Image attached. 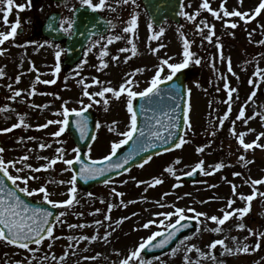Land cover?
Here are the masks:
<instances>
[{
  "label": "rangeland",
  "instance_id": "374dc122",
  "mask_svg": "<svg viewBox=\"0 0 264 264\" xmlns=\"http://www.w3.org/2000/svg\"><path fill=\"white\" fill-rule=\"evenodd\" d=\"M82 3L111 29L75 68H59L65 52L41 23L59 11L70 33ZM181 17L155 27L141 0H0V165L59 209L37 244L13 247L0 233V264H264V0H184ZM185 64L200 77L188 82L180 148L81 191L67 111L97 109L88 157H102L131 133L133 94ZM196 166L197 182L180 179ZM184 218L197 220L193 232L165 254L141 253L144 240Z\"/></svg>",
  "mask_w": 264,
  "mask_h": 264
},
{
  "label": "water",
  "instance_id": "95a60500",
  "mask_svg": "<svg viewBox=\"0 0 264 264\" xmlns=\"http://www.w3.org/2000/svg\"><path fill=\"white\" fill-rule=\"evenodd\" d=\"M143 1L150 13L151 19L156 25L161 24L166 18L180 21L179 10L182 0ZM105 23V20L100 18L92 8H78L76 10L73 26L74 34L66 41V49L69 58L73 61L72 63L77 62L81 58L83 48L92 36L106 31L107 24ZM50 25L49 34L51 36L55 37V39L66 38L61 30L57 28L58 19H54ZM198 75L199 73L196 67L192 66L182 69L180 73L170 81L172 83H178L184 95V101L181 102L180 108L181 118L179 119L177 127L178 133L173 140L171 136H164L168 140L158 142L161 136H156V133L141 132V123L144 115L141 112L140 106L144 103L145 97L139 96L133 102L136 115L135 132L131 139L125 144L124 148L120 152L114 154L115 156H112L111 161L107 158L106 160L93 164L87 161L85 157L87 149L96 132V125L98 122L96 111L92 107H89V109L85 111V115L79 116L78 118L76 116L79 114L71 113L68 118L66 130L76 141L78 149L81 152L78 162L85 161L86 159L83 165L78 167L77 163H73L75 181L80 184L81 188L90 191L97 182H104L120 174L124 170H128L136 165H141L155 154L176 148L180 143L184 130L186 112L185 101L187 97L186 83L189 79H193ZM158 112L161 116L163 115V110H159ZM140 150L144 152H140ZM128 158L130 159L125 165L123 160ZM89 166L91 170H88V168L90 169ZM11 190L14 191V196L12 198L10 195ZM25 205L35 209L38 216L34 215V212L30 208L25 207ZM57 215L58 210L55 207L50 206L46 202L33 201L28 195L17 190L11 180L5 175H2L0 170V228L3 235L8 240L16 242L17 244H30L40 241L47 234ZM28 221L32 224V227H26ZM194 225L193 220H186L172 226L169 231L161 235V237H158L154 242L148 244L144 252L147 256H152L168 251L183 235L188 233ZM22 227L26 228L18 231L20 235V238H18L17 235L14 234V232H17L14 228L18 229Z\"/></svg>",
  "mask_w": 264,
  "mask_h": 264
}]
</instances>
